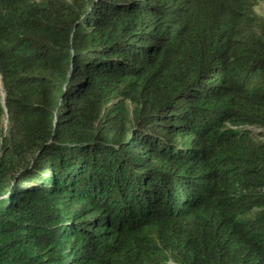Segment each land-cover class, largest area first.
Masks as SVG:
<instances>
[{
  "label": "trees",
  "instance_id": "obj_1",
  "mask_svg": "<svg viewBox=\"0 0 264 264\" xmlns=\"http://www.w3.org/2000/svg\"><path fill=\"white\" fill-rule=\"evenodd\" d=\"M264 0H0V264H264Z\"/></svg>",
  "mask_w": 264,
  "mask_h": 264
},
{
  "label": "rangeland",
  "instance_id": "obj_2",
  "mask_svg": "<svg viewBox=\"0 0 264 264\" xmlns=\"http://www.w3.org/2000/svg\"><path fill=\"white\" fill-rule=\"evenodd\" d=\"M255 9L259 15L264 16V2L257 5Z\"/></svg>",
  "mask_w": 264,
  "mask_h": 264
}]
</instances>
